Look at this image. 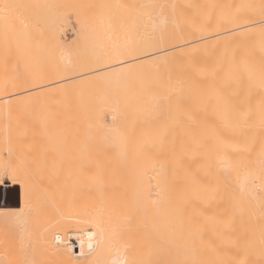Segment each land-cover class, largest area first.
Segmentation results:
<instances>
[{
  "label": "bare ground",
  "instance_id": "1",
  "mask_svg": "<svg viewBox=\"0 0 264 264\" xmlns=\"http://www.w3.org/2000/svg\"><path fill=\"white\" fill-rule=\"evenodd\" d=\"M141 1L0 0V264H264V0Z\"/></svg>",
  "mask_w": 264,
  "mask_h": 264
},
{
  "label": "rangeland",
  "instance_id": "2",
  "mask_svg": "<svg viewBox=\"0 0 264 264\" xmlns=\"http://www.w3.org/2000/svg\"><path fill=\"white\" fill-rule=\"evenodd\" d=\"M106 1H108V3L106 2ZM135 1V0H134ZM133 0H103V2L105 3V5L107 4V6H108V9H107V6H105L106 8L104 9V10H106L104 13V16H106V12H108V11H110L109 9H111L112 7L114 8L113 9V11L111 10L110 12H112L113 13V15H112V13H110L112 16V18H114V17H117L118 16V20H119V18L121 17V19L120 20H124L126 17H128V19L126 18V22L124 23V21H123V23L124 24H122V21H121V27L122 28H125V26L128 24V25H130L131 27H133L134 26V29L135 30H130V28H129V31H131V34H134V36L136 35V37L138 38H141V34H142V27H136L135 25H134V22L132 23L131 21H130V19H132L133 17V19H134V21H136V19H137V21H136V23L139 21V26H142V24H141V22H142V10H141V8H139L140 6H139V4L140 3H143L141 0L140 1H135L136 3H139L138 4V9L136 10V11H138L139 9V12L137 13V12H134L135 10H134V8L132 9V2H134ZM128 2V3H127ZM134 2V4L136 5V3ZM111 3V4H110ZM116 3V4H115ZM119 3L121 4V5H119ZM110 4V5H109ZM114 6H113V5ZM133 4V5H134ZM118 5H119V7L121 6L122 7V5L123 6H125V7H123L121 10H120V8L118 7ZM141 5V4H140ZM141 6H143V5H141ZM110 7V8H109ZM130 8V9H129ZM136 8H137V6H136ZM135 8V9H136ZM123 9H124V11H125V13L124 14H121V13H123L122 11H123ZM121 12H119V11ZM131 10V11H130ZM72 11V12H71ZM114 11H118L117 12V14H116V12L114 13ZM129 11V12H128ZM73 12H74V10H72V9H68L67 10V19L69 20L68 21V23L66 22V23H64V22H62V23H60V26H59V36H60V39H61V41L66 45V46H69V47H71V48H73V49H75V48H78V42H76L77 41V39H78V41L80 42L79 43V48L81 49V48H83V49H87L85 46V41L83 40L84 39V37H83V35L81 34H78L77 32L79 31V28H78V25L80 26V29H81V24H86V21H88V19H86L85 20V18H84V15H82L83 16V19H84V21H85V23H84V21H82V16H80V15H77V16H75L76 14H75V12H74V14H73ZM134 12V13H133ZM118 13H120V14H118ZM127 13H128V15H127ZM138 14V15H135V14ZM81 14H84V12H82ZM114 14H116V16H114ZM130 14H132V16H130L129 17V15ZM133 15H135V16H138V18H136L135 16H133ZM141 15V16H140ZM124 16H125V18H124ZM110 17V16H109ZM110 17V18H111ZM111 18V20H113ZM136 18V19H135ZM115 19V18H114ZM110 20V19H109ZM115 20H117V18L115 19ZM141 20V21H140ZM128 21H130V22H128ZM133 21V20H132ZM81 24H80V23ZM70 23V24H69ZM127 23V24H126ZM68 24H69V26H68ZM133 26H132V25ZM77 26V28H76V26ZM125 25V26H124ZM124 26V27H123ZM129 26V27H130ZM138 26V25H137ZM137 29H139V30H137ZM125 29H127L128 30V26H127V28H125ZM141 29V30H140ZM74 30V31H73ZM124 30V29H123ZM122 30V35H119V37H118V40H117V43H118V41H120V43L122 42H124L125 40H124V38H123V40H122V36L123 35H125V37L126 36H128V35H126L128 32H125V30L123 31ZM133 31H135L134 33H133ZM141 33L139 36H138V34H135V33ZM123 33H125V34H123ZM75 34L77 35V37H75ZM128 34H130V32L128 33ZM130 34V35H131ZM80 35V36H79ZM42 38L40 39L43 43H44V45L47 47V49H49V48H51V46H52V40L51 39H49L48 37H47V35L45 34V33H43L42 35H40ZM80 37V39H79V37ZM121 36V37H120ZM124 37V36H123ZM126 38H131L130 36L129 37H126ZM125 38V39H126ZM120 39V40H119ZM83 41V42H82ZM77 43V44H76ZM82 43H84V45L85 46H83V44ZM120 43H119V45H120ZM121 43V44H122ZM120 46H122V45H120ZM117 48H119L118 47V45H117ZM52 49V48H51ZM53 50V49H52ZM56 52H58V51H56ZM56 52H45L44 51V53L42 54V56H43V58H44V63L46 64V65H50L52 62H53V60L55 59H59L60 58V52H58V53H56ZM38 55V54H37ZM39 56V55H38ZM57 59V60H58ZM19 64V63H18ZM18 66V68H19V70H18V68H17V70L19 71V73L20 74H24V73H26V68H25V66L23 65V64H19V65H17ZM28 72V71H27ZM1 75V74H0ZM93 76H94V74H92ZM78 79V78H77ZM76 79V80H77ZM43 80V79H42ZM54 80V79H53ZM52 80V82H56V81H58L57 79H55L56 81H53ZM60 80V79H59ZM78 80H81V79H78ZM77 80V81H78ZM49 81V80H48ZM43 82V81H42ZM51 81H49V82H47V83H50ZM43 84H46V83H43ZM60 84L61 83H58V85H52V87L53 86H55V87H57V86H60ZM39 85V84H38ZM42 85V84H41ZM50 87V86H49ZM48 86H47V88H45V89H48L49 88ZM54 87V88H55ZM49 89H51V88H49ZM42 90V89H41ZM74 90V89H73ZM78 90H75V92H77ZM74 92V91H73ZM109 122H110V124H111V126L112 127H115V125H116V120L113 118V117H110L109 116ZM40 133V132H39ZM42 133V132H41ZM40 135V134H39ZM40 137H42L41 135L39 136V138ZM48 143V142H47ZM45 145V147H46V144H44ZM43 145V146H44ZM42 146V147H43ZM41 147V146H40ZM47 147H48V150L50 151V150H52V148H51V146H50V144H48L47 145ZM46 147V148H47ZM39 148V147H38ZM45 148V149H46ZM39 150H40V148H39ZM42 152V151H41ZM44 152L45 151H43L42 152V154L43 155H47V153L45 152V154H44ZM49 155V154H48ZM43 157V156H42ZM47 157V156H46ZM8 184V185H7ZM3 187V197L1 196V194H0V196L3 198V199H11L12 197H13V190H18V188H16L15 186H13V185H11L10 183H6L5 185H3L2 186ZM18 200V199H17ZM17 202H19L20 203V199H19V201H17Z\"/></svg>",
  "mask_w": 264,
  "mask_h": 264
}]
</instances>
